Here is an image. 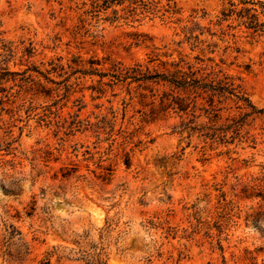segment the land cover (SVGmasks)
I'll use <instances>...</instances> for the list:
<instances>
[{
    "label": "rangeland",
    "instance_id": "1",
    "mask_svg": "<svg viewBox=\"0 0 264 264\" xmlns=\"http://www.w3.org/2000/svg\"><path fill=\"white\" fill-rule=\"evenodd\" d=\"M149 1L0 0V264H264V112L140 78L264 111V34Z\"/></svg>",
    "mask_w": 264,
    "mask_h": 264
},
{
    "label": "trees",
    "instance_id": "2",
    "mask_svg": "<svg viewBox=\"0 0 264 264\" xmlns=\"http://www.w3.org/2000/svg\"><path fill=\"white\" fill-rule=\"evenodd\" d=\"M125 0H103V7L102 9H107L111 5H121ZM130 4H142L147 7L149 4V0H128ZM239 3L241 4V7L239 9H230V13H235L236 17L240 20V23L243 24L247 29H251L252 33L255 35H262L264 34V1L263 0H239ZM230 5H236L233 2H230ZM133 9H131L132 11ZM113 13H116V10H113ZM224 16H228L227 14L223 13ZM259 15L263 16V20H260ZM0 47L6 48V45L3 43V38L1 37L0 32ZM8 52L7 55L10 56L12 53V50L10 48H7ZM138 66V64H136ZM5 69V68H1ZM6 70V69H5ZM91 70V73L95 72ZM8 72V71H5ZM99 76H103L104 73H98ZM192 74V73H191ZM191 74H185L181 73L179 71H176L174 73H171L169 75H142L140 77L141 79H152L158 77L160 80L167 82L171 85H173L176 88H180L183 90L187 89H208L211 91H227L230 94H233L238 100H243L246 102V106L250 108V112H264L263 109H256V107L250 103V101L243 97V95L238 94V91L235 92V88L232 87L231 84L223 85V86H215L211 83H203L200 81V79H197L195 77H192ZM1 75V71H0ZM111 80H117V81H123L124 79L128 78L129 76L126 73L121 72V68L117 67V71L110 74ZM130 78L138 79V77L130 76ZM163 95V96H168ZM171 101L176 103L179 107V109H183V98L176 96V95H170ZM168 97H166L167 99ZM250 193L247 195L248 197L253 198H259L263 203L258 205V210L255 212V214L252 216V221L255 225H259V222L261 220H264V185H254L249 186ZM247 189H245L246 191ZM38 264H50L49 260H41ZM88 264H101V259L99 255L93 257V259H90Z\"/></svg>",
    "mask_w": 264,
    "mask_h": 264
}]
</instances>
